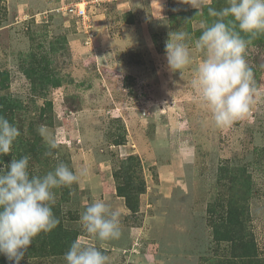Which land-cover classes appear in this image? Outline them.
I'll list each match as a JSON object with an SVG mask.
<instances>
[{
	"label": "rangeland",
	"instance_id": "1",
	"mask_svg": "<svg viewBox=\"0 0 264 264\" xmlns=\"http://www.w3.org/2000/svg\"><path fill=\"white\" fill-rule=\"evenodd\" d=\"M69 5L84 9L91 28L66 15ZM225 6L205 0L204 14L196 15L180 0H0V98L20 131L0 161L30 155L31 174L44 175L58 161L45 155L37 129L53 130L58 160L87 172L56 190L62 226L82 244L99 246L80 215L95 199L120 211L121 236L102 249L109 264H217L226 248L212 241L207 208L230 194L219 177L227 164L251 176L247 227L264 259V47L247 50L256 92L244 119L217 127L191 87L202 59L194 42L202 22L213 19L207 7ZM179 29L192 36L193 62L182 77L165 57L168 34ZM32 60L51 77L41 89L22 72ZM128 156L144 185L135 212L116 193ZM63 257H25L21 264H65Z\"/></svg>",
	"mask_w": 264,
	"mask_h": 264
},
{
	"label": "clouds",
	"instance_id": "2",
	"mask_svg": "<svg viewBox=\"0 0 264 264\" xmlns=\"http://www.w3.org/2000/svg\"><path fill=\"white\" fill-rule=\"evenodd\" d=\"M204 14L205 0H180ZM210 3V0H209ZM227 6L207 8L211 23L202 22L203 29L195 40V50L202 59L194 70L191 87L201 106L210 113L217 127H229L251 112L256 92L253 71L246 55L249 46L264 35V0H226ZM195 15V16H196ZM192 36L184 30L169 32L165 41V57L173 73H183L192 62ZM46 146L45 155L57 160L44 175L30 172V155L0 161V255L9 264H21L33 241L54 230L59 219L53 212L57 189L70 187L87 174L79 173L58 160L56 134L45 125L38 129ZM20 131L4 115H0V156L8 155ZM119 209L111 208L103 199H95L80 215L83 231L96 243L73 241L64 254L65 264H109L102 251L106 242L121 236Z\"/></svg>",
	"mask_w": 264,
	"mask_h": 264
},
{
	"label": "trees",
	"instance_id": "3",
	"mask_svg": "<svg viewBox=\"0 0 264 264\" xmlns=\"http://www.w3.org/2000/svg\"><path fill=\"white\" fill-rule=\"evenodd\" d=\"M208 8V7H207ZM130 22V21H129ZM127 22V23H129ZM253 44H259L264 47V35L256 39ZM35 64V61H29L28 67L22 69L23 74L31 82V85L41 89L43 84L50 83V75L45 66ZM4 72L1 77H4ZM53 86H58L57 84ZM6 98H0V115H4L7 119H11V106H7ZM50 107V104H48ZM46 106L41 109L40 118H45ZM12 123V121H10ZM40 149L34 150V155L39 153ZM135 159L128 156L125 159V166L122 171V183L116 186V193L118 197L125 200L127 208L131 212H135L138 204V197L144 191L143 183H139L137 177L134 175ZM129 172V173H128ZM236 172H240L236 174ZM223 176L226 189L230 190L227 197L218 196L213 202L209 203L207 213L209 214L212 227V241L215 245L224 244L226 251L220 257L217 264H264V259L260 256L259 248L254 239L252 231L247 227L249 222V211L247 208L248 197L250 190V175L247 174L245 167H231L227 164L220 169L219 177ZM246 188V189H245ZM236 189V190H235ZM245 192L240 194L241 191ZM221 209V211H218ZM53 212L59 219L58 226L48 234H41L39 241H33L29 248L26 258L44 257L45 255H64L68 251L71 243L76 240L77 233L71 229H65L62 226L57 207H53ZM217 215V217H215ZM0 264H8L6 258L0 255Z\"/></svg>",
	"mask_w": 264,
	"mask_h": 264
},
{
	"label": "built area",
	"instance_id": "4",
	"mask_svg": "<svg viewBox=\"0 0 264 264\" xmlns=\"http://www.w3.org/2000/svg\"><path fill=\"white\" fill-rule=\"evenodd\" d=\"M66 15L73 17L75 20H80L82 25L86 24L88 21L87 14L83 8H76L75 5H69L66 7ZM89 28H91V21L88 23Z\"/></svg>",
	"mask_w": 264,
	"mask_h": 264
}]
</instances>
